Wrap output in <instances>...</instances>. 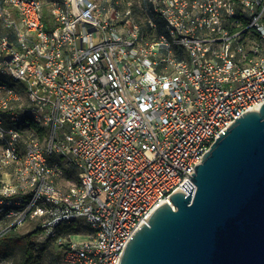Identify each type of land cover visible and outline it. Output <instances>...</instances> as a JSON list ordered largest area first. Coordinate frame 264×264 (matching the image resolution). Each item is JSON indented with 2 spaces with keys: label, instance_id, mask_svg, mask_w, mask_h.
<instances>
[{
  "label": "built area",
  "instance_id": "2783aa9c",
  "mask_svg": "<svg viewBox=\"0 0 264 264\" xmlns=\"http://www.w3.org/2000/svg\"><path fill=\"white\" fill-rule=\"evenodd\" d=\"M132 9L0 0V236L40 219L64 264H119L150 214L194 189L216 137L264 102V0ZM79 221L85 239L56 233Z\"/></svg>",
  "mask_w": 264,
  "mask_h": 264
},
{
  "label": "water",
  "instance_id": "95a60500",
  "mask_svg": "<svg viewBox=\"0 0 264 264\" xmlns=\"http://www.w3.org/2000/svg\"><path fill=\"white\" fill-rule=\"evenodd\" d=\"M210 145L129 239L119 264H264V102Z\"/></svg>",
  "mask_w": 264,
  "mask_h": 264
},
{
  "label": "rangeland",
  "instance_id": "374dc122",
  "mask_svg": "<svg viewBox=\"0 0 264 264\" xmlns=\"http://www.w3.org/2000/svg\"><path fill=\"white\" fill-rule=\"evenodd\" d=\"M128 2L131 3L132 10L135 12V16L139 18V12L144 10L147 5V0H98V3L105 7L107 15L111 17L113 8H117L120 11L128 6ZM40 219H29L22 224L14 228V231L19 234H27L31 232L37 225H39ZM4 224V221H0V227ZM76 232L72 233L71 239L74 241H80L87 237L89 233V226L77 222ZM39 234L42 236L39 237ZM38 235H33L31 241L36 243L45 244V248L42 254L39 256V252L34 253V261L32 264H64L61 259V250L53 238L45 237V231H42ZM39 250V247L38 249ZM21 252L18 248H15L10 255L0 256V264H15L16 260L20 258Z\"/></svg>",
  "mask_w": 264,
  "mask_h": 264
},
{
  "label": "trees",
  "instance_id": "16d2710c",
  "mask_svg": "<svg viewBox=\"0 0 264 264\" xmlns=\"http://www.w3.org/2000/svg\"><path fill=\"white\" fill-rule=\"evenodd\" d=\"M76 223L68 225H59L56 228V233L59 235L75 233ZM43 231V227L37 225L31 232L23 235L17 234L14 229L9 230L0 236V256L10 255L15 248L21 252L20 258L16 260L15 264H32L34 261V253L42 254L45 244L34 243L31 241L33 235H38ZM53 238V237H49ZM54 239V238H53ZM39 247V250H37Z\"/></svg>",
  "mask_w": 264,
  "mask_h": 264
}]
</instances>
